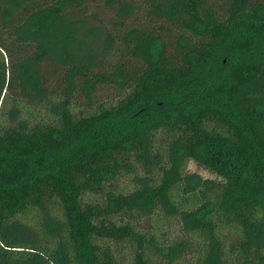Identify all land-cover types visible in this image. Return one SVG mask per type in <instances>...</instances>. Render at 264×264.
<instances>
[{
    "label": "trees",
    "instance_id": "16d2710c",
    "mask_svg": "<svg viewBox=\"0 0 264 264\" xmlns=\"http://www.w3.org/2000/svg\"><path fill=\"white\" fill-rule=\"evenodd\" d=\"M0 264H264V0H0Z\"/></svg>",
    "mask_w": 264,
    "mask_h": 264
},
{
    "label": "rangeland",
    "instance_id": "374dc122",
    "mask_svg": "<svg viewBox=\"0 0 264 264\" xmlns=\"http://www.w3.org/2000/svg\"><path fill=\"white\" fill-rule=\"evenodd\" d=\"M142 225L145 227H148V226H150V223L147 221V222L143 223Z\"/></svg>",
    "mask_w": 264,
    "mask_h": 264
}]
</instances>
